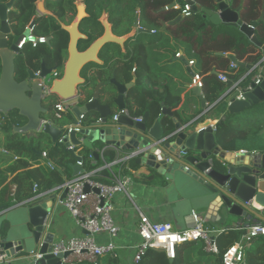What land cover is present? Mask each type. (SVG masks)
I'll return each instance as SVG.
<instances>
[{"label":"trees","instance_id":"trees-1","mask_svg":"<svg viewBox=\"0 0 264 264\" xmlns=\"http://www.w3.org/2000/svg\"><path fill=\"white\" fill-rule=\"evenodd\" d=\"M75 0H69V9L73 10ZM199 6L213 9L215 6L214 0H194ZM231 7L237 10L234 0H228ZM88 4V14L90 18L87 20L91 28L86 30L89 34L88 40H81L78 49L80 52L86 51L95 41L103 37L105 33L104 27L98 22L99 17L103 13L108 15V23L112 35L118 38L126 37L123 45L117 43H108L99 52V59L102 64L89 63L81 72V77L84 79V84L79 87V90L85 94L87 99H91L95 94L98 86L103 85L100 89V99L102 104L112 105L118 95L115 86L110 84V80L115 75L116 81L121 84L131 83L136 80L134 90L127 97L128 108L133 112L135 106L133 94L142 100L141 112L138 110L134 113L135 117H141L149 113V122L153 123L167 106L176 108L181 104L180 91L173 93L171 91V82L169 81V73L171 70L170 63L181 46H185L187 53L193 54L196 58L195 64L207 73L210 67H203L207 62L213 59L223 60V55L218 53L228 52V47L233 48L240 58L247 56L252 66H256L261 59L260 50L255 48L245 47L246 38L238 31L234 37L227 38L224 32L220 29L234 26L214 25L209 20L204 19V14L198 12L193 14L191 18H185L177 23L173 22L180 16V13L175 10H166L174 0H86ZM249 14H241L240 17L245 23L252 24L256 22L249 19ZM143 30L142 33L136 32L134 26L136 21ZM47 27V23L43 22ZM259 23L255 29V35L261 43H264V25ZM57 34L55 41L51 43H38L37 47L25 45L21 53L17 55L15 63L22 66L24 62H30L35 69L39 68V63L43 61L48 66L63 67L68 60L69 53V32L56 26ZM152 31H156L152 34ZM44 37V35H41ZM223 37V38H222ZM229 59V57L227 58ZM0 62V74H1ZM135 70V75H133ZM39 71V70H35ZM17 81H22L21 78L26 76L25 70H16ZM227 84V83H226ZM157 89V90H156ZM226 86L218 81L215 74L205 77L203 83V91L208 100L212 103L216 102L226 93ZM114 93L113 97L104 103L102 101L104 94ZM146 98L150 99L147 102ZM58 103V97L52 95L49 100L44 102V107L48 113L44 119L58 123L55 118V105ZM189 100L183 104L176 115L179 117L181 113L189 111ZM264 111V103L254 105L245 113V117H251L254 114ZM199 115V111L194 112L191 117ZM239 116L230 117L227 122L217 124V139L220 144L226 149H238L242 146L241 143H259L260 133L264 130L262 124L246 121L243 127L232 130L227 134L228 127L234 121L239 120ZM70 116L65 118L70 120ZM96 114H89L83 121V126H88L96 120ZM190 118V117H189ZM188 118V119H189ZM173 119V118H172ZM165 118V125L167 123ZM188 121V120H187ZM25 124V119L18 115V112H11L8 116L0 115V137L5 138L0 142V149L6 153L13 155L10 161L0 157V207L9 209L16 205H21L32 199L36 193L33 192L34 186L37 184L38 193H43L52 190L56 187L65 184L63 173L67 179L72 178V165L76 163V159L70 157L69 152L63 144L53 143L47 135L36 134H17L14 133V127ZM170 126V125H169ZM170 128H174L171 127ZM253 149V145L249 146ZM46 153L48 159L54 161V170L47 166L31 169L34 165L41 163L42 154ZM93 151L84 147L81 155L84 159V168L89 169L91 160L90 156ZM117 154L113 150H105L103 159L107 163H112ZM67 158H70L67 160ZM97 164H102V160H96ZM5 167V168H4ZM28 170L26 173L18 174L17 172ZM16 175V176H15ZM11 176L13 180L8 183ZM110 174L107 170H102L93 180L101 183H109ZM16 185L17 190L12 195L11 185ZM5 185V186H4ZM4 186V187H3ZM3 187V188H2ZM6 227L4 233L6 231ZM3 233V234H4ZM246 234L243 232L223 233L217 238V246L219 249L218 255H210L205 250V243L201 240L191 241L179 245L176 249V256L173 263L167 259L166 255L156 256L162 257L165 264H223V254L236 242ZM116 257L106 256V264H116ZM153 258V256H152ZM154 259V258H153ZM247 264H264V236L255 240L251 247L246 251ZM138 264H148L147 259H142Z\"/></svg>","mask_w":264,"mask_h":264},{"label":"water","instance_id":"water-1","mask_svg":"<svg viewBox=\"0 0 264 264\" xmlns=\"http://www.w3.org/2000/svg\"><path fill=\"white\" fill-rule=\"evenodd\" d=\"M182 0H178L181 3ZM213 9L199 6L194 0L191 2L193 13L202 12L204 19L209 20L214 25H228L240 29V31L250 40V42L262 51L260 61L256 66L239 62L231 56L233 63L238 67L248 70L247 77L255 73L257 68L261 69L262 81L256 85L251 82L250 88H245L235 92L234 106L230 109L231 116L243 115L247 109L254 105L264 103V45L255 35L257 23L247 24L240 17V10H234L228 0H214ZM175 3L170 6H174ZM83 15V9H81ZM182 20L179 16L174 22ZM71 38L69 45V60L61 80L54 82L52 95L57 96L62 101H72L84 99L85 94L80 95L79 87L84 84L81 77L82 69L89 63L100 64L98 57L100 50L108 43L123 45V39L115 37L109 27H106L104 36L95 41L86 51L80 52L79 42L85 38L78 30V24L72 28H65ZM135 29L142 33L139 21H136ZM9 32L1 31L0 34V61L2 70L0 74V115L8 116L11 112H18V115L25 119V124L14 127L17 134H37L47 135L53 143L67 133L71 126H63L61 120L58 123L51 122L41 131V125L48 110L44 107L43 88L41 86L44 79H48L57 70H39L38 77L35 74L28 79L17 81L15 78V60L21 53L19 48L23 37L14 38L11 42L6 39ZM220 55H224L223 53ZM181 61L187 66L189 73L194 77L195 73L189 67L188 62L182 58ZM110 84L117 89V97L112 105L102 104L99 101L100 89L98 86L94 98L83 104L78 102L70 113L75 117L69 135L64 138V146L75 145L86 147L93 151V157L98 160L99 153L95 150V144L102 142L109 147L124 146L128 151H140L141 156L136 160L138 165H146L151 169L160 172H171L175 169L187 171L190 177L195 180L200 188L198 194L203 202L208 204V218L214 215L224 224L249 226L252 223H264V155H235L228 153L217 145L216 132L213 126H207L195 130L194 123L187 125L176 124L174 128L165 125L167 109H163L159 117L150 124L149 113L143 116L142 122H134L132 119L121 115L117 124H108V119L115 111L127 109V97L134 90L136 80L131 83L121 84L116 81L115 75L110 80ZM232 86V82H228ZM200 95L202 107H207L205 98L201 95L200 88H194ZM231 94V93H230ZM228 94V95H230ZM243 97L245 100H239ZM251 103V105H249ZM96 114L98 118L93 120L88 126H83L80 131L76 126L82 115ZM172 116V115H171ZM170 116V117H171ZM101 119V124L97 120ZM228 121L227 115L219 120L217 124ZM1 130V128H0ZM68 152V151H67ZM77 162L83 160L74 152H69ZM74 176L85 173V168L77 163L72 165ZM91 188L87 184L86 192ZM99 193L98 190H95ZM67 191L63 198H65ZM23 218L18 221V229L21 230L24 239L11 241V233L2 242V251L8 257L12 253L21 252L28 244L33 241L35 246L40 249V253L46 255L52 251L56 235L53 233L52 218L54 207L52 202H45L36 205L29 203L21 204ZM0 207V214L4 212ZM212 221H214L212 219ZM18 233V231H17ZM56 257L54 264H62L61 258ZM48 257V256H46Z\"/></svg>","mask_w":264,"mask_h":264},{"label":"crops","instance_id":"crops-1","mask_svg":"<svg viewBox=\"0 0 264 264\" xmlns=\"http://www.w3.org/2000/svg\"><path fill=\"white\" fill-rule=\"evenodd\" d=\"M177 1L178 0H174L173 3H176ZM234 1L237 5L236 9L237 10L241 9L242 15L244 13L246 14V12L250 13L249 19H253L254 21L256 20V23L262 22L264 25V0H234ZM258 24L259 23H257V25ZM139 27L141 28L140 24ZM135 31L138 32L136 29ZM238 31L241 32L239 28L235 29V28L226 27L220 29V32H224V35H227V38H230V36L234 37V34L238 33ZM152 34H154L153 31ZM245 38H246V42L244 43L245 47L248 48L256 47V46L254 47V45L250 42V40L246 36ZM120 39L125 40L126 37ZM228 48H229L227 49L229 50L228 52L221 51L220 53H218V56L222 53L224 54L223 56H220L223 57L222 61L218 59H213L211 62L206 63V65L203 67V70H205L206 67H210L207 73H205V71H201V69L195 64L196 62L195 56L193 54L187 53V49L183 45L181 46V50L177 52V54L181 53L182 56L180 58H177L176 56L174 58L172 57V60H170L171 70L168 71L169 81H166L165 85L171 82V91L173 93L180 91L181 104L176 108H172L170 106H167L166 108L167 114L165 118L168 119L167 123L171 127H175V123L173 120H176V124L180 123L183 126L190 123H194L195 125L194 131L199 130L201 128H205L207 126H213L216 129L217 122L223 119L225 115H227L228 120L230 119V117H234L230 115L231 114L230 109L234 106V100L232 99L234 97L235 92L248 88L251 82L256 78L257 72L247 77L248 70L240 68L238 66L237 68L233 69L232 68L233 61L230 58L231 56L236 57L239 62L245 64H250L249 63L250 60L247 58V56L240 58L238 53L233 51V48L231 47ZM225 54L229 55V59L225 57ZM260 54L263 55L261 50H260ZM182 58H184L188 62L189 67L192 69V71L195 74L201 75L203 77V83L205 82V77L211 74H215L218 77V81L221 82L222 84H225L227 89L226 93L216 102L212 103L210 100L206 98L203 88H201L200 94L204 96L207 104V107L203 109L200 95L194 91V88L196 87L193 86V76L189 73L187 66L184 64V62L181 61ZM190 62H194V65L191 66ZM100 64H102V62ZM132 73L133 75H135L134 70ZM220 75L227 76L228 82H232L233 85L230 87L227 85L228 83L226 84L222 82L219 78ZM132 97L133 100H135L134 102H132L135 103V106L133 107V112L128 107L127 109L134 116V113H136L138 110L141 112L142 105L140 104V102L142 100L137 98L136 94H133ZM146 100L147 102H149L150 99L146 98ZM186 100L187 101L189 100L188 104L190 105V109L185 113H181L180 116L178 117L176 115V112L180 111L181 107L186 102ZM239 100H245V99L243 97H239L238 101ZM61 101L62 100L58 98V102ZM77 102H78L77 99H75L70 101V104L72 106H77ZM249 105H251V103ZM247 110L244 112L243 115L239 117L238 121H234L233 123H230L231 125L228 127L227 134H230L232 130H236L243 127L246 121L256 122L262 124L264 127V111L254 114L251 117L247 118L245 117L246 116L245 113L247 112ZM196 111H199V115H197L196 117H191V115ZM118 112H119L118 110L115 111V113ZM68 116H70L71 118L69 121H66L65 118H67ZM74 119L75 117L71 113H68L63 116L61 123L63 126H68L73 124ZM169 125L166 126L170 128ZM259 136L261 139L259 143L256 144L253 142L241 143L242 144L241 147H239L238 149L231 150L224 148L223 145L218 142L217 132H216L217 145L221 148V150L228 153H233L235 155H244L243 153H241L242 151L247 152V155H253V156L264 155V130L260 133ZM4 138L5 137L3 135L0 137L1 143L4 140ZM250 145H253L255 147H253V149H250L249 147ZM121 146L123 147V149L120 148ZM121 146L119 147L112 146L107 149V146L105 144H103L102 142H97L95 144V150H97V152L101 154L99 155L98 160H100V156L102 159L103 157L102 153L105 150H113L114 152H116L117 157H120V159H124L132 151L125 150L124 146L123 145ZM83 148H84L83 146L80 147V155ZM116 149H119V151H117ZM42 156H43V160L41 161V163L38 165H34L31 169L47 166L51 170H54L55 167L53 163L55 160L44 157V153L42 154ZM0 157L7 161H10L13 158V155L10 153H6L3 149H0ZM70 157L73 156L71 155ZM69 159L70 158H67V160ZM137 159L138 158L129 161L127 165V167L134 170L136 174L131 175L129 172H126L125 174L128 173L130 176H132L134 182L132 193L138 205L142 208L144 213L149 217V219L152 222L170 223L177 231L180 232L187 231L193 229L196 226V221L194 220L193 217V214L195 213L200 216L205 228L215 231V235H214L215 241L217 240L218 236H220L223 233L228 234L234 231L240 233L243 231H247V228L250 227L251 225L259 223V222L252 223L249 226H237V225H230L229 223L224 224L221 220H219L218 217H215L214 215L208 218V214H207V210L209 209L208 204L203 202L201 196H199L198 194V189L200 188V186L195 180H193L190 177V174H188L187 171L184 172L180 169H175L171 172L164 171L159 173V171H157L156 169H151L146 165H138L136 163ZM49 160L52 161L51 162L52 166L50 164H45V162ZM113 168H115L116 171L120 169L118 165H114ZM102 170H104L103 165L97 164L96 161H93L91 162L89 169L85 168V173L91 174L93 177H96ZM27 171L28 170L19 171L16 173V175L26 173ZM63 176L64 179H66V182H68L70 180L79 178L80 176H82V174L80 173L78 177H75L73 170L71 179H67L65 173H63ZM13 178L14 176H11L10 179L8 180V183H10L11 180H13ZM11 187H12V195H14L17 190V187L16 185L13 184L11 185ZM59 187H56L52 190L43 193L37 192V194L43 195L47 193L46 199L48 200V202L54 201L55 195L57 194L58 192L57 190L59 189ZM20 207L22 206L16 205L9 209H5L4 212L0 214V237L2 239V242L5 241L6 238H8V235L10 233H11V238H10L11 241L26 240L24 239L21 230L18 229V221L21 218H23L24 215L22 214V210ZM54 211L55 212L52 218V228H53L52 231L56 235L55 242H58L60 240H67L73 237H82L86 235V232L77 226L74 218L62 206H56V208H54ZM113 217L116 223L121 227V232L118 238L114 240V243L118 247L117 257L115 258L116 264H138L135 262L136 249L139 246V244L142 242L138 233L139 217L138 214L131 208L130 204L125 200V198L122 195H118L116 197ZM212 219L214 221H212ZM5 227L7 229L4 233L3 229H5ZM241 240L242 238L240 239V241ZM98 241L106 242L108 241V238L104 235H100L98 236ZM27 243L28 244L24 247L23 251L16 252V254L15 252H13L12 256L9 257L11 258V260L9 259V262H5L1 264H34L35 260L31 256V253L36 250H40L41 248H37L33 241H29ZM207 253L210 255H215L213 253H209V252ZM154 254H158L162 256L166 255L170 263H173V260L168 258L166 251L163 249L150 250L147 253V255L143 258V260L147 259L148 264H165L164 261L161 260L163 259L162 257L160 258L159 256H156ZM152 256L154 259L152 258ZM105 257L106 256L100 259L99 264H106L107 259H105ZM35 264H47V262L42 260L41 262L38 261ZM75 264H90V263L82 262Z\"/></svg>","mask_w":264,"mask_h":264},{"label":"built area","instance_id":"built-area-1","mask_svg":"<svg viewBox=\"0 0 264 264\" xmlns=\"http://www.w3.org/2000/svg\"><path fill=\"white\" fill-rule=\"evenodd\" d=\"M193 0H182L181 3H175L174 6H167L166 10H175L180 13L182 19L190 18L193 15L191 2ZM155 34L156 31H153ZM39 43H45L44 38H40ZM34 47L36 44L33 42ZM24 42L20 44L19 48L22 49ZM182 56L181 53L176 55L177 58ZM225 57L228 58L229 55L225 54ZM190 65L193 66L194 62H190ZM232 68H237L236 64H232ZM60 70L55 71L52 76L48 79L42 81L43 88V99L47 100L52 96V88L54 82L61 80L63 76L60 74ZM135 72V70H134ZM256 78L253 80L256 85H259L262 81L261 69L257 68ZM40 72L36 74L38 75ZM220 80L224 83H228V78L225 75L219 76ZM193 86L197 88H203V77L201 75L195 74L193 77ZM250 86L248 87V89ZM74 106L70 104V101H61L55 105V118L56 120H62L65 114L70 113L71 109ZM121 115H124L134 122H142L143 117H135L131 114L128 109L119 111L118 113L113 114L108 119V124L115 125L118 122V119ZM86 115H82L76 130L80 131V128L83 127V121L85 120ZM102 120L98 119L97 123L101 124ZM50 121L43 120L41 125V131H43L47 124ZM71 129L64 133L59 139V144H64V138L66 135H69L74 125H70ZM123 149V147H120ZM68 152H74L77 156L83 158L80 155V147L75 145H70L66 147ZM119 151V149H116ZM244 155H247V152L242 151ZM103 154V153H102ZM99 155H101L99 153ZM141 156L140 151H132L124 159L120 157L115 158L114 162L107 163L103 157L100 159L103 161L102 165L104 170H107L110 174L109 183H101L93 180L91 174L84 173L79 178L70 180L66 182L63 186L59 187L55 199L52 202L54 208L56 206H62L66 211H68L71 216L74 218L77 226L86 232L85 236L82 237H73L67 240H60L55 242L53 245L52 251L48 252L46 255L41 254L40 250H36L31 253L33 257L34 264L46 256H64L69 253L68 257L61 258L62 264H75L88 262L90 264H99L100 259L107 255H112L117 257L118 247L114 243V240L118 238L121 227L116 223L113 217V211L115 210V201L118 195H122L125 200L130 204L131 208L138 214L139 223H138V233L142 240L139 246L136 249L135 262L139 263L150 250L163 249L166 251V254L169 259L174 260L176 256V249L179 245L185 244L191 241L201 240L205 243V250L209 253L215 255L219 254V249L217 243L214 239L215 231L207 229L204 227L203 221L201 220L198 214H193L194 220L196 221V226L187 231H177L174 229L173 225L170 223H154L149 217L144 213L142 208L138 205L134 195H133V178L131 175H135L134 170L127 167L128 162L132 161ZM44 157L47 158V154L44 153ZM91 162L96 161L93 156H90ZM51 160L46 161L45 164H51ZM97 163V161H96ZM77 164L81 167H84V159ZM114 165H118L120 168L118 171L115 170ZM89 185L91 190L86 192V185ZM15 190V189H14ZM38 185L34 187V193L36 196L29 200L27 203L30 205H36L45 203L48 200L46 199L47 193L43 195L37 194ZM95 190H98L99 193H96ZM65 191H67L65 198H63ZM104 235L108 238L106 242H99L98 236ZM264 236V223H257L251 225L247 228L246 234L242 237V240L236 242L233 246L229 247L223 254V264H247L246 263V251L251 247V244ZM9 259L5 253L2 251V239L0 237V264L9 262Z\"/></svg>","mask_w":264,"mask_h":264},{"label":"flooded vegetation","instance_id":"flooded-vegetation-1","mask_svg":"<svg viewBox=\"0 0 264 264\" xmlns=\"http://www.w3.org/2000/svg\"><path fill=\"white\" fill-rule=\"evenodd\" d=\"M68 7L69 0H0V34L1 31L9 32L6 35V39L10 42L14 38L23 37V40L20 43L22 44L24 42L23 47L25 45H32L34 47L33 42L36 44L35 47H37L40 38H44L46 44L55 41L57 36L55 32V29H57L56 26L65 30L66 27L72 28L73 25H75V22L78 21L76 22L78 24V30L85 37L81 40H88L89 34H87L86 30H89L91 26L87 21L90 18V15L88 14V4L86 0H75L73 3V10H70ZM81 9H83V15ZM107 18V13H103L98 19V22L104 27L105 32L106 27H110ZM43 22L48 24L47 27L44 26ZM41 35H44V37H41ZM70 38L71 36L69 34V39ZM68 60L64 63L63 67L48 66L41 61L38 64L39 68L37 69H35L30 62H24L21 67L15 63V70H25L26 76L21 79L26 80L30 75H36L39 72L35 70L65 69ZM17 75L18 74L15 72V78H17ZM82 94L84 93L80 92V95ZM113 94L114 93L104 94L102 101L106 103V101L113 97ZM93 98L94 94L91 99H87V97L84 96V99H77V101H81L85 104L88 101L93 100ZM99 101H101L100 96Z\"/></svg>","mask_w":264,"mask_h":264},{"label":"bare ground","instance_id":"bare-ground-1","mask_svg":"<svg viewBox=\"0 0 264 264\" xmlns=\"http://www.w3.org/2000/svg\"><path fill=\"white\" fill-rule=\"evenodd\" d=\"M42 260L47 262V264H54L56 262V258L54 256L44 257Z\"/></svg>","mask_w":264,"mask_h":264},{"label":"rangeland","instance_id":"rangeland-1","mask_svg":"<svg viewBox=\"0 0 264 264\" xmlns=\"http://www.w3.org/2000/svg\"><path fill=\"white\" fill-rule=\"evenodd\" d=\"M176 3H179V2L177 1ZM179 4H180V3H179ZM76 22H78V21H76ZM76 22H75V24H77ZM64 70H65L64 68L61 69V70H60V71H61L60 74H62V72H63ZM61 124H62V123H61ZM0 140H1V139H0ZM42 160H43V159H41V161H42Z\"/></svg>","mask_w":264,"mask_h":264}]
</instances>
